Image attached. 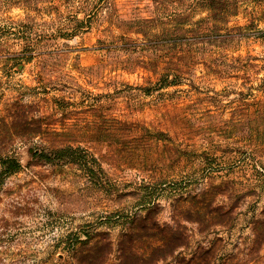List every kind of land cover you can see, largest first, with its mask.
<instances>
[{"label": "rangeland", "instance_id": "1", "mask_svg": "<svg viewBox=\"0 0 264 264\" xmlns=\"http://www.w3.org/2000/svg\"><path fill=\"white\" fill-rule=\"evenodd\" d=\"M202 1L0 0V264H264V0Z\"/></svg>", "mask_w": 264, "mask_h": 264}, {"label": "trees", "instance_id": "2", "mask_svg": "<svg viewBox=\"0 0 264 264\" xmlns=\"http://www.w3.org/2000/svg\"><path fill=\"white\" fill-rule=\"evenodd\" d=\"M225 1L226 0H220ZM201 3H203V7H206L207 9H215V4H218L219 2L216 0H204ZM249 60H255L254 58H250ZM246 59L244 61H238L237 59L234 61L236 62L235 65H230L229 68L232 70H237L238 72H243L244 70L248 68H254L259 67L258 64L252 63V61H249ZM261 81L257 86L249 85L247 93L245 94H257L258 92L261 94H264V77L260 79ZM168 83V81L164 82L162 85H165ZM238 94H243L241 91L238 92ZM32 157L38 161L46 162V163H53V162H77L84 166V168L92 172V161L95 162V159H93L92 156L87 154L85 151H83L80 147H58V148H50V149H41L40 151H36L32 154ZM2 164L4 165L5 169L9 173L17 172L20 169V164L15 159H5Z\"/></svg>", "mask_w": 264, "mask_h": 264}]
</instances>
